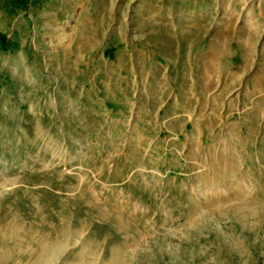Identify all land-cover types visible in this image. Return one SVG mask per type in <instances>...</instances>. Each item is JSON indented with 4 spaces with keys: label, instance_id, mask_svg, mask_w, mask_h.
Wrapping results in <instances>:
<instances>
[{
    "label": "rangeland",
    "instance_id": "obj_1",
    "mask_svg": "<svg viewBox=\"0 0 264 264\" xmlns=\"http://www.w3.org/2000/svg\"><path fill=\"white\" fill-rule=\"evenodd\" d=\"M263 27L264 0H0V264H264Z\"/></svg>",
    "mask_w": 264,
    "mask_h": 264
},
{
    "label": "crops",
    "instance_id": "obj_2",
    "mask_svg": "<svg viewBox=\"0 0 264 264\" xmlns=\"http://www.w3.org/2000/svg\"><path fill=\"white\" fill-rule=\"evenodd\" d=\"M259 30H260V29H259ZM247 41H249V40H247ZM259 43H260V50H259V52H258L259 54H256V57L259 56L260 60L263 61V64L257 66V68H262V69H264V27H263V35H262V37H261ZM247 44H249V43H247ZM251 69H252V68H251ZM253 69H254V68H253ZM245 74H247V73L245 72ZM238 75H240L241 77H244L243 72H236V73H234L231 77H236V79H237V76H238ZM203 78H204V72H201V70H200V74L198 75V82L203 81ZM234 83L236 84V81H235ZM235 84H233V87L235 86Z\"/></svg>",
    "mask_w": 264,
    "mask_h": 264
},
{
    "label": "bare ground",
    "instance_id": "obj_3",
    "mask_svg": "<svg viewBox=\"0 0 264 264\" xmlns=\"http://www.w3.org/2000/svg\"><path fill=\"white\" fill-rule=\"evenodd\" d=\"M52 262V260L51 261H45L44 262V264H50ZM54 262V261H53ZM52 264V263H51Z\"/></svg>",
    "mask_w": 264,
    "mask_h": 264
}]
</instances>
